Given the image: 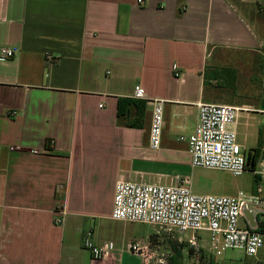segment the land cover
I'll use <instances>...</instances> for the list:
<instances>
[{"label":"crops","instance_id":"crops-1","mask_svg":"<svg viewBox=\"0 0 264 264\" xmlns=\"http://www.w3.org/2000/svg\"><path fill=\"white\" fill-rule=\"evenodd\" d=\"M7 48L18 52L2 60ZM210 60L214 71L246 65L263 74L264 0H0V264H144L128 244L150 247L155 228L111 218L116 185L191 178L180 138L194 132L198 105L236 106L207 92ZM122 98L137 105L121 122ZM223 185L227 196L243 191ZM86 238L113 249L93 260Z\"/></svg>","mask_w":264,"mask_h":264},{"label":"built area","instance_id":"built-area-1","mask_svg":"<svg viewBox=\"0 0 264 264\" xmlns=\"http://www.w3.org/2000/svg\"><path fill=\"white\" fill-rule=\"evenodd\" d=\"M144 6L146 0H136ZM18 49L2 50V60L15 57ZM135 97L145 99L144 90L137 86ZM164 103L153 104L149 132V144L154 150L161 146L164 126ZM248 111L232 105L200 103L198 123L194 132L180 139L186 140L193 168L220 170L238 177L251 171L261 177L262 185L257 195L239 191L235 196L195 194L192 180L186 177L175 185L141 181H119L116 185L111 218L129 223L153 225L169 231L192 233L189 242L197 246L199 233H209L208 251L214 257L223 256L228 250L243 252L248 257L256 256L264 249V234L248 227V217L264 215V147L255 171L251 170L247 155L238 142L236 130L238 113ZM250 111V110H249ZM264 114V109L259 110ZM259 168V169H258ZM258 169V170H257ZM65 212L61 205L56 212L55 224L63 223ZM241 220L247 225L241 228ZM84 249L93 260L101 259L113 249L111 243L97 245L91 239L84 240ZM128 252L144 258L150 264L155 250L139 242L128 244ZM157 264H167L166 256L159 257ZM226 264H240L231 261Z\"/></svg>","mask_w":264,"mask_h":264},{"label":"rangeland","instance_id":"rangeland-1","mask_svg":"<svg viewBox=\"0 0 264 264\" xmlns=\"http://www.w3.org/2000/svg\"><path fill=\"white\" fill-rule=\"evenodd\" d=\"M212 67H214V61L210 60L207 75L213 86H209L207 92L210 95H216L217 99L235 103L236 107L242 108L243 105H248L253 109L238 113L236 124L238 142L243 145L244 150L247 152L258 146L264 147V114L258 112L264 109L262 100L258 97L259 90L262 87L261 82L264 80V70L263 74L260 75L256 69L246 65L242 67L237 65L233 69L223 66L215 71ZM189 173L192 178V190L195 194H230V191L224 189L223 184L239 186L247 194H250L257 187L255 174L251 171H247L238 177L229 172L203 168H193ZM258 183H261V180ZM244 222L247 225V220H244ZM244 222L243 220L240 221L241 228L244 227ZM146 225L138 224V227L150 231L153 225ZM153 227L155 228V235L151 240L150 248L151 253L157 250L158 254H154L153 259H151L152 264H155L159 257L166 256V259H168L171 252L169 246L171 243L181 250L184 264H203L202 258L206 260L213 259L219 264H225L227 261L240 264H264V249L254 257H248L241 251L228 250L223 256L215 258L208 251V232L199 233L201 240L197 242V246H192L189 242L192 233L185 234L156 226Z\"/></svg>","mask_w":264,"mask_h":264},{"label":"trees","instance_id":"trees-1","mask_svg":"<svg viewBox=\"0 0 264 264\" xmlns=\"http://www.w3.org/2000/svg\"><path fill=\"white\" fill-rule=\"evenodd\" d=\"M132 105L133 106L137 105V101L133 100V99H129V98L119 99L118 118L120 119L121 122H122L123 118L125 117L124 109L126 108V106H132ZM127 124H129V123H127ZM129 125L134 126L132 124H129ZM135 127H139V125H136ZM245 154L247 155L248 163L251 165V170L255 171V169L257 168V165L259 163V160L261 158V155H262V148L260 146H258L255 149H251L249 152H245ZM255 178H256L255 183L258 186V184H259L258 182L261 180V177L259 175L255 174ZM256 230L258 232L264 234V217L262 219H260V217L258 218V227ZM152 239H153V237H152ZM169 246L171 248V252H170L169 257L167 259L168 260L167 264H184L183 263V255H182L181 250H179L172 243ZM202 262H203V264H219L217 261H215L213 259L206 260V259L202 258Z\"/></svg>","mask_w":264,"mask_h":264}]
</instances>
